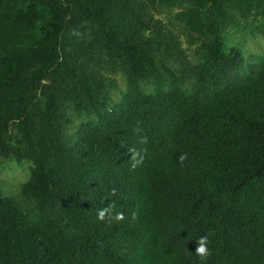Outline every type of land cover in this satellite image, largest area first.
<instances>
[{
  "label": "trees",
  "instance_id": "trees-1",
  "mask_svg": "<svg viewBox=\"0 0 264 264\" xmlns=\"http://www.w3.org/2000/svg\"><path fill=\"white\" fill-rule=\"evenodd\" d=\"M255 36L264 0H0V264H264Z\"/></svg>",
  "mask_w": 264,
  "mask_h": 264
},
{
  "label": "rangeland",
  "instance_id": "rangeland-1",
  "mask_svg": "<svg viewBox=\"0 0 264 264\" xmlns=\"http://www.w3.org/2000/svg\"><path fill=\"white\" fill-rule=\"evenodd\" d=\"M246 35H242L239 41L234 40V43H239L243 45V41L249 38H246ZM249 43H246L244 46L247 50H244L245 53H251L254 56L264 55V39L262 37H253ZM243 47V46H242ZM117 81L119 88L123 89L124 82L117 76ZM30 164L27 161H23L20 164H17L12 159H4L0 161V188L5 196L12 197L16 200L20 209L26 212L29 209L33 208V203L26 200L20 192L21 185L24 184L29 178Z\"/></svg>",
  "mask_w": 264,
  "mask_h": 264
},
{
  "label": "clouds",
  "instance_id": "clouds-1",
  "mask_svg": "<svg viewBox=\"0 0 264 264\" xmlns=\"http://www.w3.org/2000/svg\"><path fill=\"white\" fill-rule=\"evenodd\" d=\"M135 159V157H133ZM179 161L183 163L187 159L186 154H182L178 157ZM197 242V247L194 250V253L200 258L202 262L206 261L207 257L210 255V250L208 248L209 241V235L204 234L199 237Z\"/></svg>",
  "mask_w": 264,
  "mask_h": 264
}]
</instances>
